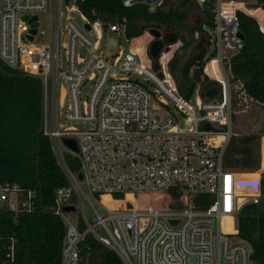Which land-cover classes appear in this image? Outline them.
<instances>
[{
  "label": "built area",
  "instance_id": "obj_1",
  "mask_svg": "<svg viewBox=\"0 0 264 264\" xmlns=\"http://www.w3.org/2000/svg\"><path fill=\"white\" fill-rule=\"evenodd\" d=\"M63 1L68 12L80 13L89 24L90 35L70 16L60 29L61 0H0V59L42 80V132L69 182L56 190L52 208L64 224L60 264L81 263L88 235L115 251L124 264H255L252 248L238 236L237 216L244 205L263 196V171L230 167L224 154L235 135L233 100L245 107L256 102L240 81L231 80L230 58L244 47L237 13L255 18L262 32L264 16L247 13L244 7H253L246 2L212 0L214 26L202 25V30L214 48L205 57L203 76L218 82L221 90L215 99L204 100L198 84L193 104L191 97L179 93L169 70L175 53L171 47L179 40L160 52L159 68L154 69L147 31L128 38L126 15L104 13L93 19L98 15L94 8L90 15L82 10L87 0ZM119 1L124 7L155 11L169 0ZM190 1L200 5L206 0ZM49 7L47 33L39 20ZM106 31L124 36L128 50L119 45L111 57L97 53ZM82 45L85 55L78 53ZM66 99L63 124L60 108ZM72 122L89 126L77 129ZM64 138L74 139L77 150L68 148ZM66 153L78 162L79 171L68 167ZM19 189L17 182L1 184L0 201L15 212L32 211L34 193L20 199ZM104 195L109 196L107 203ZM114 196L119 198L114 200L117 206L110 204ZM79 198L87 200L92 221L75 211ZM71 205L74 211L64 210ZM6 256L13 257L12 246Z\"/></svg>",
  "mask_w": 264,
  "mask_h": 264
},
{
  "label": "trees",
  "instance_id": "obj_2",
  "mask_svg": "<svg viewBox=\"0 0 264 264\" xmlns=\"http://www.w3.org/2000/svg\"><path fill=\"white\" fill-rule=\"evenodd\" d=\"M188 0H181L186 3ZM238 1V0H236ZM264 5V0H255ZM94 8L97 16L126 15L128 38L138 37L148 28L149 22L169 23L181 19L183 13L158 10L149 11L143 6L124 7L119 0H87L82 10L90 15ZM201 8L202 24L199 27L180 26L175 31L157 37L148 46L147 54L153 68L158 69V56L164 46L177 40L189 47V54L176 51L169 62V70L175 79L179 93L186 99L200 85L202 99H215L220 94L218 82L203 76V66L209 39L202 25L214 26V3L206 0ZM264 10V9H263ZM240 32L245 50L230 58L231 80L240 81L248 95L256 102H264V32L250 15L238 11ZM180 30V31H181ZM201 31L197 39L194 32ZM212 63V62H211ZM210 63V64H211ZM209 69V68H208ZM207 69V70H208ZM233 107L239 108L235 99ZM43 86L42 80L26 71L10 67L0 59V185L17 182L18 194L24 199L29 191L34 193L32 211H12L6 201H0V264H60L64 224L52 211L56 190L69 182L61 169L51 140L42 132ZM260 136L255 133L236 139L232 137L225 149V163L230 167L253 170L260 167L257 147ZM68 167L79 171V164L66 153ZM263 196L258 203L244 205L238 213V236L252 248L251 259L264 264V172L261 177ZM107 203L109 196L104 195ZM75 202V198L73 199ZM206 206L209 199L206 198ZM205 207V205H204ZM80 228H84L80 223ZM13 247V257L6 254ZM80 264H124L118 254L88 235L81 247Z\"/></svg>",
  "mask_w": 264,
  "mask_h": 264
},
{
  "label": "rangeland",
  "instance_id": "obj_3",
  "mask_svg": "<svg viewBox=\"0 0 264 264\" xmlns=\"http://www.w3.org/2000/svg\"><path fill=\"white\" fill-rule=\"evenodd\" d=\"M239 2H246L250 3L253 2L255 5L253 8H246V11L250 14L257 15L260 13V15L264 16V10L257 9L256 1L255 0H238ZM202 4H197L196 2L188 0L186 3H182L181 0H169L163 7L158 9V11L162 13H168L171 12H178L183 13L186 16L181 21L180 18L176 20L177 18H174L175 20L169 22V23H158L154 24L149 22L150 28H156L160 31V38H162L163 35L166 33H173L175 31L179 32L180 34L185 33L188 35V32H184L185 29L181 30L180 26H188V27H199L202 24V15H201V8ZM70 16L74 19V21L78 24V26L88 35H90L91 29L89 27V24L84 20V18L80 15L78 12H68L66 8V4L63 0H61L59 4V23H60V29H63L66 23V18ZM52 18V12L51 7L40 15V27L44 29L47 33L50 31V22ZM148 28V29H150ZM148 29H146L147 33L145 34V38L149 41L148 46L155 39V37L148 32ZM181 30V31H180ZM186 31V30H185ZM199 31V30H198ZM200 35V32H199ZM194 39L196 38L195 32H194ZM177 42V41H176ZM119 45L123 47L124 51H127L129 48V42L125 39L124 36H120L116 32H110L106 31L103 33V37L100 40V46L97 51L99 53L102 51L104 53L105 57H111L113 54H115L118 49ZM147 46V49H148ZM167 46H164L163 49H166ZM214 46L210 43L208 46V51L206 54V58L211 54L210 52L213 50ZM168 49V48H167ZM172 51L176 52L179 51L181 56H185L188 51H190L189 47L182 46V41L179 40V44H174L171 47ZM87 49L85 46H79L78 47V53L80 55H85ZM61 60H62V66L63 68H66L65 64V54L64 50L61 49L60 51ZM214 65V64H213ZM140 80H143L139 78ZM85 89H83L84 91ZM195 94L191 97V102L195 103ZM68 105V100L66 99L65 104L63 107L60 108L61 112V123H65V110ZM245 105V104H244ZM239 108H235V112L232 114V120H233V132L236 139L241 138L245 135L255 133L260 136L258 139V145L260 152V167L262 168L261 171L264 172V103L259 102H248L247 106H239ZM171 110H174V106L170 107ZM74 125L77 129H84L89 126L87 123H80V122H72L69 123ZM259 167V168H260ZM84 192L86 196L90 199L92 204L96 209H98L100 212H103V209H101L99 203L94 199V197L89 193L87 188L83 186ZM262 198V197H261ZM119 199L117 196L112 197L110 204L117 206V203L114 202V200ZM260 201V200H259ZM140 202L143 203V198L140 197ZM78 211V214L81 213L88 221H92L94 219V215L91 213L89 209V205L87 200L85 199H78V203L76 205V210Z\"/></svg>",
  "mask_w": 264,
  "mask_h": 264
},
{
  "label": "water",
  "instance_id": "obj_4",
  "mask_svg": "<svg viewBox=\"0 0 264 264\" xmlns=\"http://www.w3.org/2000/svg\"><path fill=\"white\" fill-rule=\"evenodd\" d=\"M254 5H255V3H253V2L247 3V7H253ZM262 6L264 7V5H262ZM34 19H36V16L32 17V20H34ZM36 25H37V22L32 23V26L35 27ZM148 30L155 38L160 37V35H161L160 31L158 29H156V28H150ZM34 32H35V28L32 29V33H34ZM240 36L242 37V33L241 32H240ZM167 48L168 47H166L165 50H168ZM244 50H245V46L242 48L241 51H244ZM157 74H158L159 77H162V73L160 71ZM63 142L68 148H70V149H72L74 151L77 150L76 141L74 139L64 138ZM78 178L79 179L82 178V173L81 172L78 173ZM64 210L65 211H74L75 207L72 206V205L71 206H65ZM171 222L175 223L176 221H171Z\"/></svg>",
  "mask_w": 264,
  "mask_h": 264
},
{
  "label": "bare ground",
  "instance_id": "obj_5",
  "mask_svg": "<svg viewBox=\"0 0 264 264\" xmlns=\"http://www.w3.org/2000/svg\"><path fill=\"white\" fill-rule=\"evenodd\" d=\"M257 9H261L263 11V9L261 7H257ZM247 12V11H246ZM248 13V12H247ZM250 14V13H249ZM253 15V14H251ZM142 198H144V196H141Z\"/></svg>",
  "mask_w": 264,
  "mask_h": 264
},
{
  "label": "crops",
  "instance_id": "obj_6",
  "mask_svg": "<svg viewBox=\"0 0 264 264\" xmlns=\"http://www.w3.org/2000/svg\"><path fill=\"white\" fill-rule=\"evenodd\" d=\"M207 51H208V48H207ZM187 54H189V51L187 52ZM212 64V63H211Z\"/></svg>",
  "mask_w": 264,
  "mask_h": 264
}]
</instances>
